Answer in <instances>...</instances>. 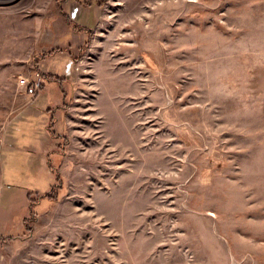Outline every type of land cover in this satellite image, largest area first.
Wrapping results in <instances>:
<instances>
[{
	"label": "rangeland",
	"instance_id": "374dc122",
	"mask_svg": "<svg viewBox=\"0 0 264 264\" xmlns=\"http://www.w3.org/2000/svg\"><path fill=\"white\" fill-rule=\"evenodd\" d=\"M263 94L264 0H0V260L264 264Z\"/></svg>",
	"mask_w": 264,
	"mask_h": 264
},
{
	"label": "built area",
	"instance_id": "2783aa9c",
	"mask_svg": "<svg viewBox=\"0 0 264 264\" xmlns=\"http://www.w3.org/2000/svg\"><path fill=\"white\" fill-rule=\"evenodd\" d=\"M19 85L24 88L27 95L32 97L38 96L41 91H43L47 85V78L42 73H37L36 75H21L19 77Z\"/></svg>",
	"mask_w": 264,
	"mask_h": 264
},
{
	"label": "crops",
	"instance_id": "0c3cea01",
	"mask_svg": "<svg viewBox=\"0 0 264 264\" xmlns=\"http://www.w3.org/2000/svg\"><path fill=\"white\" fill-rule=\"evenodd\" d=\"M5 2H7V0H4ZM48 86V85H47ZM47 86H46V88L40 93V94H43V93H45V91H46V89H47ZM262 97H264V94H263V96ZM59 100V99H58ZM262 101H264V98H262ZM260 107L261 108H259V110H260V117H261V120H260V122L262 123V126H261V130L260 131H254V134H261L260 135V140L258 141V142H262L263 144H264V105H260ZM48 111V110H47ZM48 113H49V111H48ZM50 114V113H49ZM48 114V115H49ZM54 115V114H53ZM52 118V117H51ZM51 124V123H50ZM48 130H49V134H54L53 132H52V129H51V127H49V125H48ZM250 134H252V133H250ZM55 144H56V140L55 139H53V143H51V146L52 147H54L55 146ZM252 145H250V147H251ZM54 151V150H53ZM50 154V153H49ZM53 185V184H52ZM35 228V227H34ZM5 249L6 248H3L2 250L0 249V251H1V254H6L4 251H5ZM4 262V261H3ZM1 260H0V264H4Z\"/></svg>",
	"mask_w": 264,
	"mask_h": 264
},
{
	"label": "trees",
	"instance_id": "16d2710c",
	"mask_svg": "<svg viewBox=\"0 0 264 264\" xmlns=\"http://www.w3.org/2000/svg\"><path fill=\"white\" fill-rule=\"evenodd\" d=\"M52 159V158H51ZM51 164V163H50ZM53 169V168H52ZM54 174L56 175L55 171L53 170ZM57 175H56V180H57ZM56 185V182L51 186V188H53Z\"/></svg>",
	"mask_w": 264,
	"mask_h": 264
},
{
	"label": "bare ground",
	"instance_id": "6f19581e",
	"mask_svg": "<svg viewBox=\"0 0 264 264\" xmlns=\"http://www.w3.org/2000/svg\"><path fill=\"white\" fill-rule=\"evenodd\" d=\"M112 42V41H111ZM111 52V51H110ZM110 54V53H109ZM109 54H108V57H109ZM105 55H106V52H105ZM114 55V54H113ZM117 56V55H116ZM115 56H113V58H114ZM119 58V57H118ZM114 61V60H113ZM112 61V62H113ZM106 62H107V60H106ZM109 62V61H108ZM114 64V63H113ZM111 65H112V63H111Z\"/></svg>",
	"mask_w": 264,
	"mask_h": 264
}]
</instances>
